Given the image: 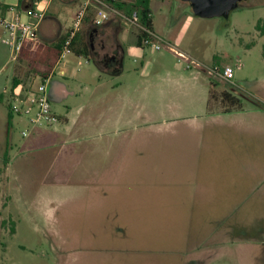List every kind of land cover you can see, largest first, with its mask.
Listing matches in <instances>:
<instances>
[{
	"label": "rangeland",
	"instance_id": "obj_1",
	"mask_svg": "<svg viewBox=\"0 0 264 264\" xmlns=\"http://www.w3.org/2000/svg\"><path fill=\"white\" fill-rule=\"evenodd\" d=\"M151 10L161 49L144 46L128 62L127 128L24 137L31 126L0 98V264H264V113L213 119L190 87L196 72L230 66L239 90L264 106V5L238 6L228 19L197 17L182 0H151ZM15 66L0 43V94ZM73 68L96 72L84 59ZM22 70L28 88L34 76ZM86 76V102L121 80ZM209 106L223 109L211 96ZM253 123L255 160L233 144Z\"/></svg>",
	"mask_w": 264,
	"mask_h": 264
},
{
	"label": "crops",
	"instance_id": "obj_2",
	"mask_svg": "<svg viewBox=\"0 0 264 264\" xmlns=\"http://www.w3.org/2000/svg\"><path fill=\"white\" fill-rule=\"evenodd\" d=\"M101 1L114 9V11L108 10L110 20L102 26H96L94 24L97 9L102 8L100 4H96L88 13L81 31L75 38V40L77 39L75 46L76 52L72 51L71 56H66L63 59L59 57L58 60L53 61L47 56L43 57V54H41L36 59L32 57L31 62L21 54L19 59L15 61L16 66L10 84L11 87L6 91L18 88L23 84L22 82L27 78L28 73L23 72L22 67L27 66L33 73V82L38 76L41 79L49 78L48 93L52 104L63 105L70 98L75 100V105H66L62 112L56 111L55 107L52 106L53 112L58 116L61 123L49 129L31 130L30 136L40 139L44 137L50 139L52 136L71 134V132L74 134L88 133L89 136H94L97 132L100 133L106 129L118 130L127 128L128 124L132 123V101L129 97L131 84L128 83L127 79L125 81L123 79L128 74V62L131 58L135 54L141 57L144 53V46L141 47L138 44L139 28L129 23L126 19L131 17L127 12L134 0H119L127 4L125 10L115 9L107 0ZM82 2L83 0H52L49 3L45 19L39 28V41L42 51L45 52V50L55 49L58 46L63 47L65 38L72 28L74 16ZM0 4L5 7H14L15 12L21 14L22 17L31 5L30 0H0ZM63 9L68 13L67 17L64 16L66 18L64 20L62 19V22L61 18H63V15L61 12L63 11L60 10ZM50 21L55 24L53 25L54 27L48 24ZM157 39L156 37V41ZM85 45L89 48L88 58L78 55ZM30 50L32 49L28 47L24 51L30 53ZM83 59L86 63L92 61L96 72H92L89 68L84 71L73 68V64L77 60ZM199 65L197 64L196 66ZM5 66L6 64L2 66V71L5 70ZM85 72L88 73L86 74ZM86 75H90L91 78L92 76L97 77L98 79H101L102 75H104L109 78H119L121 80L113 85L112 91L106 98L98 100L91 99L86 102V95L83 93V90H86L87 93L90 90L86 84L88 81V76ZM15 80L19 81L17 85L14 84ZM190 81L191 90L195 96L200 98L201 102L203 101L205 103L206 113L208 112L209 116H212L213 119L224 120V118L229 117L242 118L246 115L256 118V115H262L264 113V106L255 101V97L259 95L244 92L243 90L240 91V87L234 79L232 81H226L217 73L214 76L212 71L201 70L196 72L190 78ZM212 84L216 86L218 84L223 85V91L231 92L239 98L248 94L254 98L253 101L255 103H253V107L246 108L244 106L240 111H231L228 113L224 112L223 109L211 111L209 109L210 93L211 90L216 88ZM6 91L0 94V98H6V101L9 103V96ZM259 127L254 123L250 126H239V132L237 133L239 136L234 138L233 144L237 143L241 147V150H248L249 153L247 152L245 156L251 160L257 158L255 152L256 144H261L260 136H256V133L260 135L259 130L261 129ZM246 135L249 136L247 137Z\"/></svg>",
	"mask_w": 264,
	"mask_h": 264
},
{
	"label": "built area",
	"instance_id": "obj_3",
	"mask_svg": "<svg viewBox=\"0 0 264 264\" xmlns=\"http://www.w3.org/2000/svg\"><path fill=\"white\" fill-rule=\"evenodd\" d=\"M51 1L30 0L31 5L25 11L27 20L21 14L16 13L14 7H5L0 4V42L9 48L12 61H17L26 48L30 47L33 50L40 45L39 28L45 19ZM42 4L44 5L42 6ZM96 4H100L102 8L97 9L94 24L102 26L110 20L108 10L114 11V9L110 8L108 4L103 3L101 0H83L74 16L72 28L65 38L60 59L72 54L73 42L81 31L88 13ZM126 19L147 35L143 39V46H152L157 50L161 49L155 42L156 35L140 23V17L137 13ZM178 54L181 58L187 59L182 53ZM241 67V65L238 66V68ZM216 73L226 81H232L235 78V70L230 66L224 68L222 73ZM49 81V78H44L42 83L37 86L31 83L28 88L20 86L6 91L9 96L11 113L25 119L31 126V130L49 129L61 123L52 109L48 93ZM31 130H24L23 136H30Z\"/></svg>",
	"mask_w": 264,
	"mask_h": 264
},
{
	"label": "trees",
	"instance_id": "obj_4",
	"mask_svg": "<svg viewBox=\"0 0 264 264\" xmlns=\"http://www.w3.org/2000/svg\"><path fill=\"white\" fill-rule=\"evenodd\" d=\"M107 1L109 2V4L112 7H114L115 9H118V10H125V7L127 6V4H125L119 0H107ZM127 13L131 16H132V14L137 13L140 17V23L153 32V15H152V10H151V0H134L132 5H130V8H129ZM257 29L259 31H262V33L264 34V24L259 23V25L257 26ZM146 36L147 35L145 34V32H142L139 29L138 44L141 47L143 46V39ZM76 40H75V42H73V45H72V51H75V52H76V50H75ZM30 51H31L30 52L31 54L28 53V51L27 52L23 51L22 56H24L25 58H27L31 62L33 59L32 57H35V59H36V57L40 56L41 54H43L42 55L43 57L47 56V57H49V59L56 61L61 56L62 47L58 46L55 49H50L47 51L45 50V52H44V51H42V48L39 45L38 48L30 50ZM78 55H81V56L88 58L89 48L85 45L84 48L82 49V51L78 53ZM18 83H19V81L15 80L14 84L17 85ZM212 85L214 87H217L215 84H212ZM210 96L212 97V99H219L220 100V102L223 106V111L226 113L231 112V111H240L244 107V103H243L242 99L233 95L231 92H228V91H222L220 93V96L218 98H216L215 89H213V90H211ZM10 115L12 116L11 113H10Z\"/></svg>",
	"mask_w": 264,
	"mask_h": 264
},
{
	"label": "water",
	"instance_id": "obj_5",
	"mask_svg": "<svg viewBox=\"0 0 264 264\" xmlns=\"http://www.w3.org/2000/svg\"><path fill=\"white\" fill-rule=\"evenodd\" d=\"M190 3L193 14L201 18L223 17L228 19L242 0H182Z\"/></svg>",
	"mask_w": 264,
	"mask_h": 264
},
{
	"label": "flooded vegetation",
	"instance_id": "obj_6",
	"mask_svg": "<svg viewBox=\"0 0 264 264\" xmlns=\"http://www.w3.org/2000/svg\"><path fill=\"white\" fill-rule=\"evenodd\" d=\"M252 1H254V0H242V1H240L239 2V6H241V5H244V4H246V3H249V2H252ZM257 1H262V4L264 5V0H257ZM187 3V2H186ZM189 5H190V3H188ZM191 6V5H190ZM260 23H262V24H264V20H261L260 21ZM260 34H262V36H264V34L262 33V31H258ZM261 244H264V237L262 238V242H261Z\"/></svg>",
	"mask_w": 264,
	"mask_h": 264
}]
</instances>
